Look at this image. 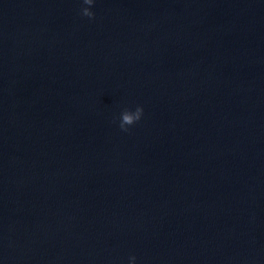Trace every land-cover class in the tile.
<instances>
[{
  "label": "water",
  "instance_id": "1",
  "mask_svg": "<svg viewBox=\"0 0 264 264\" xmlns=\"http://www.w3.org/2000/svg\"><path fill=\"white\" fill-rule=\"evenodd\" d=\"M84 7L0 0V264H264V0Z\"/></svg>",
  "mask_w": 264,
  "mask_h": 264
},
{
  "label": "clouds",
  "instance_id": "2",
  "mask_svg": "<svg viewBox=\"0 0 264 264\" xmlns=\"http://www.w3.org/2000/svg\"><path fill=\"white\" fill-rule=\"evenodd\" d=\"M83 3L85 5H88L89 7H84L82 9V15L84 17L89 18L90 20L95 19V13L90 10L91 7L94 6L95 0H83ZM144 109L143 107H137L135 112L125 110L121 114V122H120V128L121 130L127 132L131 126H134L137 124L143 117ZM136 257L131 256L129 258L130 264H136Z\"/></svg>",
  "mask_w": 264,
  "mask_h": 264
}]
</instances>
